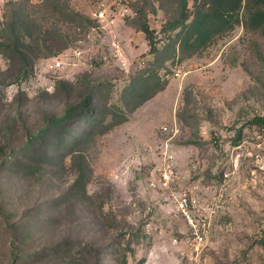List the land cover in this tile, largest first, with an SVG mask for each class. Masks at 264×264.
Listing matches in <instances>:
<instances>
[{"label":"rangeland","instance_id":"374dc122","mask_svg":"<svg viewBox=\"0 0 264 264\" xmlns=\"http://www.w3.org/2000/svg\"><path fill=\"white\" fill-rule=\"evenodd\" d=\"M100 1L0 0V264H264V36L164 52L176 31L149 0L153 52L134 15L92 19ZM17 6L42 28L22 66L3 54ZM143 81L162 87L130 109ZM85 94L125 120L74 147L75 117L25 147Z\"/></svg>","mask_w":264,"mask_h":264},{"label":"trees","instance_id":"16d2710c","mask_svg":"<svg viewBox=\"0 0 264 264\" xmlns=\"http://www.w3.org/2000/svg\"><path fill=\"white\" fill-rule=\"evenodd\" d=\"M143 1L140 6L137 5L136 8L133 6L135 14L130 19V24L144 33L153 52H157L154 47L153 32L146 20V9L150 7L149 0ZM191 3L189 9L188 0H159V5L164 12L170 13V18L166 22L167 30L176 31L174 39L166 44L164 52L173 53L177 49L181 54L196 53L216 38L231 31L236 25H241L244 30L264 36V0H191ZM58 11L61 14L64 12L61 8ZM7 28V43L3 44L5 51L3 54L21 66L27 64L29 42H33L35 47L38 46V39L42 35L40 24L34 18L21 12L17 6L7 22ZM51 40L61 41L56 31L51 32ZM60 47L64 48L65 44L62 42ZM153 85L154 87H150L147 81H143L129 88L127 94L136 98V103L130 109L140 105L162 87L157 83ZM91 99L90 94H85L80 104L65 107L58 117L47 118L44 127L36 136L28 138L25 147L46 134L56 138L64 128L69 129L67 123L75 117H81L80 122L87 131L82 133L84 137L81 142L80 140L72 141L74 147L80 145L87 137L91 138L95 133L102 134L125 120V115L120 112L119 115L114 114L110 122L103 124L105 115L96 111L97 108L88 106L91 104ZM98 124L101 126L96 128ZM33 163L39 165L37 159H34Z\"/></svg>","mask_w":264,"mask_h":264},{"label":"built area","instance_id":"2783aa9c","mask_svg":"<svg viewBox=\"0 0 264 264\" xmlns=\"http://www.w3.org/2000/svg\"><path fill=\"white\" fill-rule=\"evenodd\" d=\"M106 1L107 0H101L98 2L96 8L90 14L92 19L96 20L100 24L111 22L108 20V12H114V10L119 17H132L134 15L133 10L126 5V0H112V2L108 4ZM111 7H113L112 10ZM56 66H59V63H56ZM185 204L186 200L182 199L180 206L183 207ZM197 241H200L199 237L197 238Z\"/></svg>","mask_w":264,"mask_h":264}]
</instances>
